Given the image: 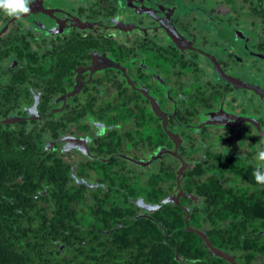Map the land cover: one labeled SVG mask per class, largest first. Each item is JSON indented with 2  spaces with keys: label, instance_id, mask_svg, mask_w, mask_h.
I'll return each instance as SVG.
<instances>
[{
  "label": "flooded vegetation",
  "instance_id": "1",
  "mask_svg": "<svg viewBox=\"0 0 264 264\" xmlns=\"http://www.w3.org/2000/svg\"><path fill=\"white\" fill-rule=\"evenodd\" d=\"M253 3L0 10V197L35 206V225L76 205L97 231L163 208L211 221L238 264H264L253 175L264 166V14H250Z\"/></svg>",
  "mask_w": 264,
  "mask_h": 264
},
{
  "label": "trees",
  "instance_id": "2",
  "mask_svg": "<svg viewBox=\"0 0 264 264\" xmlns=\"http://www.w3.org/2000/svg\"><path fill=\"white\" fill-rule=\"evenodd\" d=\"M253 1L250 14H264V0ZM0 199V264H229L213 255L199 234L187 230L185 220L166 218L163 208L155 218L123 220L122 225L114 221L97 225V231L86 230L87 217L76 205H58L54 220L35 225L27 217L35 206ZM188 223L226 250L227 236H214L211 221Z\"/></svg>",
  "mask_w": 264,
  "mask_h": 264
},
{
  "label": "clouds",
  "instance_id": "3",
  "mask_svg": "<svg viewBox=\"0 0 264 264\" xmlns=\"http://www.w3.org/2000/svg\"><path fill=\"white\" fill-rule=\"evenodd\" d=\"M31 0H0V9H3L9 16L20 18L31 11L29 7ZM257 159L264 162V150H258ZM253 175L257 183L264 184V166H258Z\"/></svg>",
  "mask_w": 264,
  "mask_h": 264
},
{
  "label": "water",
  "instance_id": "4",
  "mask_svg": "<svg viewBox=\"0 0 264 264\" xmlns=\"http://www.w3.org/2000/svg\"><path fill=\"white\" fill-rule=\"evenodd\" d=\"M186 229L189 230V231H193V232H196L197 234H199L202 237V239L205 242V244L207 245L208 250L213 255L222 257V258L226 259L227 261H230L232 264H238L233 255H231L228 252L216 247L211 242V240L209 239L207 233H205L203 230H200V229H197L195 227L190 226L189 223H188V217L186 219ZM177 257L180 260H184L183 258L179 257V255H177Z\"/></svg>",
  "mask_w": 264,
  "mask_h": 264
}]
</instances>
